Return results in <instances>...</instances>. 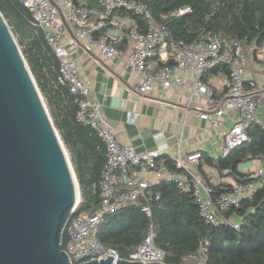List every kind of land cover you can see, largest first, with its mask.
<instances>
[{"label":"built area","instance_id":"built-area-1","mask_svg":"<svg viewBox=\"0 0 264 264\" xmlns=\"http://www.w3.org/2000/svg\"><path fill=\"white\" fill-rule=\"evenodd\" d=\"M14 1L31 12L30 24L45 32L59 62L57 81L69 89L78 106L77 122L91 128L106 147V166L97 184L101 204L90 214L75 215L77 205L64 227L68 242L63 250L71 264L104 260L108 256H113V263L115 259H124L117 249L102 244L97 233L107 215L136 201L142 202V212L151 223L142 243L125 260L168 264V253L156 245L152 208L153 202L161 198L156 188L165 183L192 193L207 224L240 230L243 218L229 212L264 189V154L249 156L239 165L238 175L229 168L221 171L216 168L213 177L208 178L198 170L203 157L201 150L184 157L178 153L171 166L159 150L139 153L133 146L119 143L79 76L68 44L89 54L95 48L105 60H124L132 71L141 75L135 87L141 98L146 99L157 83L164 90L174 86L190 89L192 97L202 100L198 116L220 131L222 148L218 159L227 157L249 140L248 129L252 124L264 128L260 118L261 111L264 113V42L258 45L255 41L250 43L247 37L228 38L204 28L191 41L175 35L169 22L192 13L189 5L158 20L143 0ZM217 66L227 67V74L213 72ZM186 75H192L191 79ZM215 75L222 76L220 96L216 95L211 78ZM227 119L232 121L229 126ZM219 187L223 192L216 195ZM187 260L209 264L208 242L201 241Z\"/></svg>","mask_w":264,"mask_h":264},{"label":"trees","instance_id":"trees-1","mask_svg":"<svg viewBox=\"0 0 264 264\" xmlns=\"http://www.w3.org/2000/svg\"><path fill=\"white\" fill-rule=\"evenodd\" d=\"M143 1L158 20L184 5L191 6L192 13L169 22L174 34L188 41L195 39L196 32L204 28L221 32L228 38L247 37L250 43L255 41L258 45L264 42V0ZM0 11L19 40L54 125L71 153L81 193L75 215L90 214L101 204L97 184L106 166V147L91 128L77 122L74 96L58 83V59L47 43L45 32L30 24L31 12L14 0H0ZM219 71L227 74L228 69L225 66L213 69V72ZM51 103L59 107L58 114L51 112ZM248 134L249 140L227 157L214 159L203 153L201 162L219 171L229 168L232 174L238 175L239 165L249 156L264 154V128L252 124ZM172 163L169 160L171 166ZM156 191L161 193V198L152 204L156 245L168 253L166 263L187 264L188 256L198 249L200 242L207 241L209 264H264V189L229 212L243 218L240 230L207 224L200 216L193 194L182 192L173 183H165ZM221 192L223 188H216V195ZM150 223L142 212V202H131L107 215L97 236L102 244L117 249L120 257L127 259L144 240ZM67 242L68 235L64 232L62 249Z\"/></svg>","mask_w":264,"mask_h":264},{"label":"water","instance_id":"water-1","mask_svg":"<svg viewBox=\"0 0 264 264\" xmlns=\"http://www.w3.org/2000/svg\"><path fill=\"white\" fill-rule=\"evenodd\" d=\"M69 161L0 11V264H71L61 240L81 193ZM112 263L108 256L81 264ZM113 264L143 263L115 259Z\"/></svg>","mask_w":264,"mask_h":264},{"label":"crops","instance_id":"crops-1","mask_svg":"<svg viewBox=\"0 0 264 264\" xmlns=\"http://www.w3.org/2000/svg\"><path fill=\"white\" fill-rule=\"evenodd\" d=\"M68 45L76 59L79 76L89 89L92 100L100 106L104 121L119 143L133 146L139 153L159 150L168 162L178 153L184 157L196 150L214 159L220 155V131L198 116L197 109L202 100L198 96L192 97L190 89L174 86L164 90L157 83L146 99L141 98L135 91L141 75L132 71L124 60H105L95 48L89 54L72 43ZM191 77L186 75L187 79ZM211 78L216 95L220 96L222 76ZM50 107L51 112H60L57 105L51 103ZM234 115L237 117L236 113ZM231 122L227 119L226 126ZM214 171L216 167L206 163H202L199 170L208 178L213 177Z\"/></svg>","mask_w":264,"mask_h":264},{"label":"rangeland","instance_id":"rangeland-1","mask_svg":"<svg viewBox=\"0 0 264 264\" xmlns=\"http://www.w3.org/2000/svg\"><path fill=\"white\" fill-rule=\"evenodd\" d=\"M3 16H4V15H3ZM4 17H5V16H4ZM7 22H8V21H7ZM9 26H10V25H9ZM10 28H11V30L13 31V29H12L11 26H10ZM13 33H14V32H13ZM14 36H15V38H16V41H17L18 44H19V40H18L17 36H16L15 34H14ZM19 46H20V44H19ZM20 48H21V46H20ZM21 49H22V48H21ZM44 101L46 102L45 98H44ZM46 104H47V103H46ZM47 106H48V105H47ZM48 110H49V109H48ZM260 118L264 121V113H263V111H261ZM56 130H57V128H56ZM57 132H58V130H57ZM58 135H59V137H60V139H61V141H62V144H63L64 148L66 149V151H67V153H68L69 160H70L71 165H72V168H73V170H74V165H73V163H72V159H71V153H70L69 149L66 147V145H65L64 141L62 140V138H61L59 132H58ZM220 143H221V137H220ZM74 173H75V170H74ZM75 174H76V173H75ZM188 263H189V264H194V262H193L192 260H189ZM188 263H187V264H188Z\"/></svg>","mask_w":264,"mask_h":264},{"label":"bare ground","instance_id":"bare-ground-1","mask_svg":"<svg viewBox=\"0 0 264 264\" xmlns=\"http://www.w3.org/2000/svg\"><path fill=\"white\" fill-rule=\"evenodd\" d=\"M63 145V144H62ZM64 150H65V153H66V156L68 157V159H69V156H68V153H67V151H66V149L64 148ZM70 162V161H69ZM71 163V162H70ZM71 165V164H70ZM77 192L79 193V191L77 190ZM77 193V194H78ZM78 197H79V194H78Z\"/></svg>","mask_w":264,"mask_h":264}]
</instances>
